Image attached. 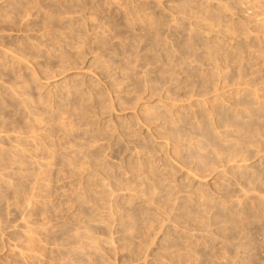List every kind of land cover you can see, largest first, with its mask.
<instances>
[{"label":"rangeland","instance_id":"374dc122","mask_svg":"<svg viewBox=\"0 0 264 264\" xmlns=\"http://www.w3.org/2000/svg\"><path fill=\"white\" fill-rule=\"evenodd\" d=\"M0 264H264V0H0Z\"/></svg>","mask_w":264,"mask_h":264}]
</instances>
